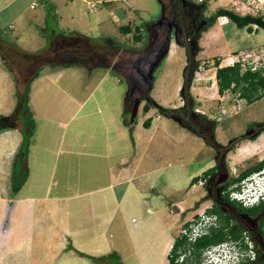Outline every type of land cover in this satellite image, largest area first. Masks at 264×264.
Instances as JSON below:
<instances>
[{
	"label": "rangeland",
	"instance_id": "374dc122",
	"mask_svg": "<svg viewBox=\"0 0 264 264\" xmlns=\"http://www.w3.org/2000/svg\"><path fill=\"white\" fill-rule=\"evenodd\" d=\"M99 1L104 2L100 3ZM193 1L199 4L200 8L206 6V9L202 12L204 17L211 16L219 7L236 8L238 5L240 6L238 11L242 13L257 14L254 9L239 3V0ZM58 2L60 6L58 20L65 29L82 32L91 38L110 39L127 48H143L149 44L136 43L133 34L122 32L121 26L137 24L146 27L154 21L160 22L163 20L164 4L161 0H58ZM92 2H97L98 6L92 9L90 7ZM180 2L181 0L178 2V9L182 7V4L180 7ZM43 3L46 5L45 0H36L34 7L29 6L26 12V15H36L38 13L35 24L40 23L37 32L42 34L44 33L42 27L44 23L42 22L46 18L44 10L47 9ZM187 3H185L186 6ZM121 13L125 14V19L118 20L117 16L119 17ZM220 20L226 21V23L221 21L215 23L204 32L202 38H199L198 41H193V39L190 41L189 37L185 35L184 38L190 46L192 55L200 60L192 83V86H195V93L192 94L191 112H195L197 116L207 115L208 118L214 121H218V118L226 114L227 117L224 121L226 119L234 121L235 123L231 124L232 127L225 125L229 124L231 120L225 121L224 124L218 121L220 123L217 124L215 130L216 139L219 142H225L227 137L234 132L243 130L247 122L254 119H264V96L254 102H249L240 97L238 90H228L224 94H220L218 84L215 81L216 61L219 60L222 66L233 64L239 60L243 63L244 68L250 65L264 66V29L255 25L254 31L249 32L246 28H238L235 23L229 21L226 17H220ZM203 23L199 21L194 30L197 32ZM46 26L47 21H45L44 27ZM171 28V36L173 35L177 42L178 25L172 23ZM147 40L146 42H148ZM20 43L33 49L31 52H37L48 44L46 39L41 43L34 44L27 43L22 39ZM168 51L153 70L154 85L150 97L164 108L180 109L185 106L182 89L185 85V70L190 58L189 49L187 46L178 43L170 53ZM1 59L0 56V61L4 63L3 67L8 69L5 60ZM17 61L25 65L34 60L19 58ZM76 65L75 67L81 73L86 71L83 64ZM53 67L57 66L47 64L41 66L44 71L40 70L38 75L35 76L28 93V105L31 108H36L40 117H43V113L39 106L44 105L43 101H56V105L59 106V103H63L67 99L66 95L68 93L63 92V88L70 94L72 93L82 99V94L74 89L75 83H78V81L72 79L68 72L59 74L58 70L52 75H48ZM3 69L0 68V70ZM107 71L108 68L97 65L90 78L83 76V85L88 86L89 84L90 99L87 107L92 108L97 118L106 114L110 107L112 111L117 112V117L121 122V114L123 115L124 112L125 97L128 94L130 83L124 75L113 70H109L106 74ZM32 72L29 70L23 73L28 75ZM0 79L2 82L0 118H2L7 116L6 114L16 112L20 100L16 85H18V88L20 86L14 71L10 69L0 71ZM203 80H206L207 83H203ZM49 83L57 85L58 88ZM45 85H50V87L43 90L42 86ZM146 101L148 99L144 98L139 105V123H135L136 126L133 132L130 128L126 129L130 133H135L137 148L143 155L142 163L137 168V178L134 181L135 188H131L136 203L135 211H132L129 218L124 221L125 224H122L118 218L112 225L114 241L119 246L118 250H120L125 264H139L137 253L141 254L142 252L151 260L155 258V255L156 259L159 260L161 243H165L170 236H177L180 227L186 219L193 215L197 206L212 203L211 200L207 199L208 191L204 184L206 176L202 172L215 162V148L201 135L192 131L175 117L162 112L158 106H151V111L145 112ZM223 109L227 112L223 113ZM100 119L95 120H97L98 129L102 131L104 129ZM147 119L152 122L151 126L146 127L143 124ZM38 120V129L36 127V134L33 137V144L35 142L37 144L33 147L39 151L41 150L39 149L41 143L49 141L50 150L47 159L50 162L57 159L59 164L52 171L51 167L49 170L42 172L37 169L40 168L39 164L35 163L36 159L40 161L42 157L32 156L33 161L29 178L31 183L35 185L36 181L49 179L52 181L53 190H55L56 187L59 188L60 182L76 179L75 155L72 154L71 158L68 157L71 160L68 163L65 162L68 153L65 147L60 145L61 135H59V133L64 132V126L59 123L53 124V132L58 133V135L53 133L52 138L44 139L42 134L45 133L47 126H43V123L46 120H43V118H38ZM4 122L0 121V124ZM11 129L14 131V128ZM18 131L22 141L24 139L23 131ZM114 131L117 132V129ZM12 147L11 139L3 146L0 163L3 190L8 186L12 188L15 175H17V181L21 178L19 173L14 175L13 172L16 155L12 153ZM257 153L264 155V133L258 141H245L239 149L229 154V168L232 173L236 176L242 169H245L247 165L256 160L253 157ZM133 170L134 167L129 169L130 174H134ZM83 174L95 175L99 173L85 172L84 170ZM198 174H201L199 179L191 185V180ZM29 187L36 195L44 190L41 184L37 187H31V185ZM29 187L28 189L25 188L24 194L30 189ZM10 191L13 192L12 189ZM128 209H131L129 205ZM69 210L72 211L73 208L70 207Z\"/></svg>",
	"mask_w": 264,
	"mask_h": 264
},
{
	"label": "crops",
	"instance_id": "0c3cea01",
	"mask_svg": "<svg viewBox=\"0 0 264 264\" xmlns=\"http://www.w3.org/2000/svg\"><path fill=\"white\" fill-rule=\"evenodd\" d=\"M187 1L181 0L183 7ZM35 3L36 0H0V39L14 44L19 50L28 53L35 52H31L33 49L21 44L22 39L31 44L41 43L46 39L48 44L45 48H48L51 40L54 39L57 43V49L61 48L63 50L62 55L56 57L61 61L59 64H47L57 66L50 69L48 75H52L56 70L59 74L68 72L72 79L78 81V83H75L74 89L82 94V99L72 93L70 94L63 88L62 91L68 93L66 95L67 99L63 103H59V106L56 105V101H43L44 105L39 106L43 117L38 115L36 108L29 107L33 114L35 127L30 139L28 155L25 159L28 167L27 177L22 186L14 191V184L12 188L8 186L3 190L0 176V264H125L121 252L118 250L119 246L114 241L112 225L118 218L122 224H125L124 221L129 218L136 207L131 188H135L134 181L137 178V168L143 159L141 151L137 148L136 135L132 133L136 126L135 123H139L138 113L132 119V111L127 112L124 108L120 122L117 112L112 111L109 107V111L100 116L101 119L100 117L97 118L92 108L87 107L90 99L89 84L88 86L83 85L84 82L82 81L83 76L90 78V75L95 71V66L100 65L94 62L97 60L96 55L98 54L94 55L93 47L89 43L91 37L76 30L65 29L62 26L58 20L60 10L58 0H45L46 5L43 3L47 8L46 11L44 10L46 18L42 22L44 23L42 26L44 33H38L40 23L35 24L38 13L36 15H26L28 7H34ZM124 16L125 14L121 13L119 17L117 16V19H125ZM45 21H47L46 27H44ZM219 21H221L220 18L217 22ZM221 22L226 23L223 20ZM150 32L152 37H149V41L154 37L151 29ZM77 34L84 35L89 39L80 38L74 42L73 37ZM183 34L185 35V30ZM82 39L84 40L82 41ZM177 42L172 35L168 53L176 48ZM84 46L86 48L82 51ZM45 48L43 46L40 49ZM77 51L81 52L82 55L77 54ZM0 56L1 60H5L8 69L12 71L9 53L5 51L4 55L0 51ZM75 56L84 58V61L75 62L73 60ZM15 64L18 65L17 62ZM76 64H83L86 71L84 73L78 71L79 69L75 67ZM3 66V61H0V68H4L0 71H8ZM100 66L108 68L106 74L109 70H113L124 75L122 70L115 68L114 62ZM40 70L44 71V69ZM215 81L217 83V80ZM1 83L0 79V91L2 89ZM203 83H207V81L203 80ZM49 84L58 88L53 83ZM50 85L42 86V89L49 88ZM16 86L18 92V85ZM194 88L193 85L191 87L192 94L195 93ZM6 115L0 118V121H5V117H14L15 113ZM20 118L18 122H20ZM38 118L46 120L43 123V126H47L45 133L42 134L44 139L52 138L53 133L58 135V133L53 132V124L59 123L64 126V132L59 133L61 135L60 145H63L62 147H65L68 153L65 162L68 163L71 160L69 159L71 155H75L76 179L60 182L59 188L56 187L55 190H53L52 181L49 179L36 181L37 186L41 184V187H44V190L36 195L29 187L30 185L31 187H37L34 183H31L29 178L33 161L32 156L42 157L40 161L35 160V163L40 166L37 169L42 172L49 170L51 167L52 171L59 164L57 159L52 162L47 159L50 150L49 141L41 143V148H39L41 150L39 151L33 147L37 144L36 142L33 144V137L36 134V127L38 129ZM95 119H100L104 130L98 129L97 120ZM11 128H14V131ZM129 128L132 130L131 133L126 130ZM112 129H117V132ZM18 130L22 132L20 126L15 127L12 125L0 130V163L4 143L11 139L13 143L12 153L16 155L14 175L16 174V162L24 140L21 141ZM131 167H134V174L129 172ZM84 170L85 172L91 171L99 174L86 175L83 174ZM28 187L30 189L24 194L25 188L28 189ZM128 205L131 209H128ZM70 207L73 208L72 211L69 210ZM177 236H170L165 243L160 242L159 260L156 259V255L151 260L144 252L137 253L139 264H170L169 254ZM112 252H116L118 256L100 258Z\"/></svg>",
	"mask_w": 264,
	"mask_h": 264
},
{
	"label": "trees",
	"instance_id": "16d2710c",
	"mask_svg": "<svg viewBox=\"0 0 264 264\" xmlns=\"http://www.w3.org/2000/svg\"><path fill=\"white\" fill-rule=\"evenodd\" d=\"M164 4L163 9V21L162 23L153 22L152 24L147 25L146 27L140 26L137 24H127L121 26L122 32L128 34H133V39L136 43H144L149 44L143 48H133V47H125L121 44L115 43L110 39L105 40H97L94 38H87L84 35L77 34L73 37L74 42H76L80 38L89 39V43L92 45V49L95 52L97 60L94 61L96 64L100 65H109L111 62H114L115 68L120 69L124 72V76L129 79L130 88L127 96L125 97V108L127 112H131L136 102L139 99L147 98L144 106V111L148 112L151 109V106H158L160 110L166 113L168 116L175 117V119L179 120L182 124H184V119L182 116V111L191 106V101L193 99L191 87L194 81L195 72L197 71V66L200 64V60L196 59L192 53L190 52V46L184 38L183 31L185 30V36L189 37L191 41H198L199 38L202 37L203 32L208 30L211 26H213L220 17H227L231 22L235 23L238 28H246L249 32L254 31V26L256 25L258 28L264 29V16L260 14L254 13H242L238 11L237 8L234 7H219L211 16H203V11L206 9V6L200 8L202 18L205 19L203 25L197 30L193 29L192 22L190 20H185V22H180L177 20L178 16V0H161ZM182 10L186 9V5L181 7ZM178 25L177 31V41L179 44L183 46H187L189 49V63L185 70V85L182 89L183 99L185 100V106L180 109H171L164 108L159 105L156 101H154L150 97L151 89L154 85L153 78V70L156 65L160 62V58L167 53L170 46L171 35L169 32L170 24ZM150 28L152 32L155 33V37L149 41V35L147 34V29ZM146 31V32H145ZM148 40H147V36ZM71 36V35H70ZM67 36V37H70ZM82 39V41L84 40ZM146 40L148 42H146ZM85 46L82 48L84 51ZM63 49H57V43L52 39L50 46L45 48L39 52L28 53L19 50L15 47L14 44L8 43L7 41H3L0 39V51L5 55V51L9 53L11 56V64L12 71H14L18 83H19V94L20 99L25 103V109L22 117L20 118V122L18 126L21 127L24 140L22 149L18 155L24 156L25 159L28 155V148L30 144L31 136L34 133L35 121L33 118V114L28 105V93L30 90L31 82L38 75L41 66L43 64H59L60 59L56 57L62 55ZM82 55V54H81ZM19 58H27L30 60H34L33 62L26 63L23 65L21 62L17 61ZM18 63L16 65L15 63ZM35 62V64H34ZM10 64V66H11ZM67 64V63H65ZM19 66V67H18ZM216 80L218 84V91L220 94H224L228 90H234L239 92L241 98L246 99L249 102H254L264 96V66H248L244 68L243 63L239 61H235L233 64L229 65H221V62L216 61ZM24 68V69H23ZM34 68V69H33ZM33 71L31 74H24V71ZM207 116V115H204ZM14 122V121H11ZM150 119H147L144 122L146 127L150 126ZM11 126V123L5 122L0 124V130L6 127ZM26 147V149H25ZM261 166H253L242 171L239 177H236L229 183L230 186L234 185L236 182L242 180L249 174L254 171L260 169ZM214 168L205 170L203 175L207 177L209 173H211ZM199 176H195L191 185L195 183L199 179ZM27 177V172L23 177L20 178L19 181L14 180L13 189L17 191L21 186L23 181ZM228 200L229 205L233 206L238 211L243 212H260L264 211V200L262 203L246 207L241 204L239 201L231 200L229 197V193L225 195ZM210 211L216 212L220 216V225L212 229V231L198 239V241L194 244L195 248L193 250V259L197 261L202 260V254L204 249L212 244L224 242V241H233L239 238L244 228L237 227L234 223V214L228 210L222 208L219 203H215L214 206L210 209ZM264 226V216L263 221L260 225V231L263 233ZM187 241L180 236H177L173 246L171 248L169 259L170 264H177L176 258L180 254L181 248L187 247ZM109 256H118L116 252H112L109 255H104L100 257L108 258Z\"/></svg>",
	"mask_w": 264,
	"mask_h": 264
},
{
	"label": "flooded vegetation",
	"instance_id": "af4514ba",
	"mask_svg": "<svg viewBox=\"0 0 264 264\" xmlns=\"http://www.w3.org/2000/svg\"><path fill=\"white\" fill-rule=\"evenodd\" d=\"M180 0H178L179 2ZM187 6L185 10L182 8L178 11L177 20L180 22H185V20H190L192 22L193 29L198 25L199 21L205 22V19L202 18L201 10L199 4L193 0L187 1ZM179 7V6H178ZM181 7V2H180ZM154 37L155 33L153 32ZM77 54H82L77 51ZM191 107H187L182 111V116L184 119V125L190 128L195 133L201 135L205 140L212 144L213 148L216 150V155L214 156V163L206 169L214 168V170L205 177V187L207 188L208 194L207 199L211 200L212 207L215 203H219L223 209L228 210L234 214V223L237 227L244 228L242 235L233 240L237 243L238 247L241 250H246L248 244L245 242V237H249L252 241L253 246L256 250V255L254 259H245L238 264H264V234L260 231V225L263 221L264 211L260 212H243L238 211L233 206L229 205L228 200L225 195L229 193L231 186L229 183L233 181L234 178L239 177L242 171L251 168L253 166H261L260 169L256 170L264 174V155H259L258 153L254 155L255 161L250 163L242 169L236 176L229 168V154L235 152L240 148L241 144L245 141L247 142H256L264 133V119H254L246 123L243 127V130L234 132L231 136L227 137L225 142H219L216 139L215 130L217 124L222 122L223 124L227 120L224 119L227 117L223 116L214 121L213 119L208 118L207 116H197L195 112H191ZM223 120V121H221ZM235 123L231 120L229 127H232L231 124ZM254 171V172H256ZM252 174V173H251ZM249 174V175H251ZM248 175V176H249ZM246 176V177H248ZM245 177V178H246ZM244 179V178H243ZM242 179V180H243ZM242 180L236 182L240 183ZM234 184V185H235ZM264 200L261 199L257 204L262 203ZM253 205V206H255ZM198 207V206H197ZM196 209V208H195ZM213 212V211H212ZM218 214V213H217ZM218 220L220 225V216L218 214ZM218 225V226H219ZM211 264V263H203Z\"/></svg>",
	"mask_w": 264,
	"mask_h": 264
},
{
	"label": "built area",
	"instance_id": "2783aa9c",
	"mask_svg": "<svg viewBox=\"0 0 264 264\" xmlns=\"http://www.w3.org/2000/svg\"><path fill=\"white\" fill-rule=\"evenodd\" d=\"M99 2L103 3L104 1ZM239 3L254 9L257 14L264 16V0H239ZM97 6V2H92L90 4L92 9ZM236 8L240 9V6L238 5ZM226 112L227 111L223 109V113ZM222 116H226V114ZM229 197L231 200L239 201L246 207H251L257 204L264 198V174L257 171L253 172L240 183L233 185V187L229 189ZM211 208V204L196 207L193 215L186 219L180 227L178 236L186 239L188 245L186 248L183 247L180 249V254L176 258V263L238 264L245 259H254L256 250L249 237H245V242L248 244L246 250L242 251L234 241H224L207 246L203 251V258L201 261L193 259L194 244L200 237L210 233L213 228L218 227L219 225L218 214L210 211Z\"/></svg>",
	"mask_w": 264,
	"mask_h": 264
},
{
	"label": "water",
	"instance_id": "95a60500",
	"mask_svg": "<svg viewBox=\"0 0 264 264\" xmlns=\"http://www.w3.org/2000/svg\"><path fill=\"white\" fill-rule=\"evenodd\" d=\"M164 22L163 20H161L160 22L158 23H162ZM171 24H170V29H169V32L171 34ZM148 33H149V37H152V33L150 32V29L148 28ZM162 58V57H161ZM160 58V59H161ZM73 60L75 62H83L84 61V58L80 57V56H75L73 58ZM143 99H139L137 102H136V105L134 107V109L132 110V115H133V118L134 119L138 113V108H139V104L140 102L142 101ZM24 109H25V103L23 100L20 99V102L18 104V107H17V110L15 112V115L14 117H5V121L6 122H9L11 123L12 126H18V119L20 118V116L23 114L24 112ZM11 121H14V122H11ZM20 162H21V165H20ZM16 166H17V169H16V173H19L21 175V177L24 176V174L26 173L28 167L25 163V157L24 156H20L16 162Z\"/></svg>",
	"mask_w": 264,
	"mask_h": 264
}]
</instances>
